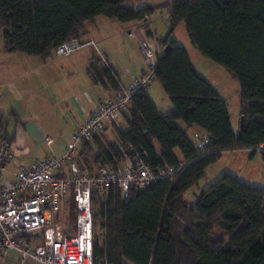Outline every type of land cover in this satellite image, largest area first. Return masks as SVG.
<instances>
[{
	"label": "trees",
	"instance_id": "trees-1",
	"mask_svg": "<svg viewBox=\"0 0 264 264\" xmlns=\"http://www.w3.org/2000/svg\"><path fill=\"white\" fill-rule=\"evenodd\" d=\"M128 1L0 0L4 50L44 60L63 43L80 41L86 24L98 17L142 22L153 38L151 16L169 10L171 31L157 40L162 51L153 82L163 87L173 109L159 110L149 88L140 90L133 96L128 129H116L117 143L106 148L96 139L94 147H82L80 157L89 168L113 166L132 147L145 152L155 173L176 169V181L161 179L127 198L114 189L97 195L94 264H264V189L224 173L193 204L185 199L222 152L254 155L264 147V0H170L139 10L125 7ZM181 24L191 45L239 82L244 118L239 133L227 100L173 38ZM88 74L94 84L115 92L122 86L97 56ZM179 122L204 130L212 154L202 157ZM7 123L0 115V138L11 142Z\"/></svg>",
	"mask_w": 264,
	"mask_h": 264
},
{
	"label": "built area",
	"instance_id": "built-area-1",
	"mask_svg": "<svg viewBox=\"0 0 264 264\" xmlns=\"http://www.w3.org/2000/svg\"><path fill=\"white\" fill-rule=\"evenodd\" d=\"M90 45L94 43L70 40L56 54L69 57ZM139 47L147 71L101 102L62 156L46 157L32 165L15 163L11 143L0 138V257L6 258L14 250L22 262L32 258L38 264H94L97 195L114 189L127 198L132 190H143L161 179L176 181V169L155 173L145 152L132 147L113 166L89 168L80 157L85 144L127 122L133 96L151 86L161 51L149 38ZM45 140L52 143L50 137ZM210 142L207 134L197 138L195 146L202 157L212 154L207 151ZM257 150L264 152V147ZM12 164L13 179H9L5 173Z\"/></svg>",
	"mask_w": 264,
	"mask_h": 264
},
{
	"label": "crops",
	"instance_id": "crops-1",
	"mask_svg": "<svg viewBox=\"0 0 264 264\" xmlns=\"http://www.w3.org/2000/svg\"><path fill=\"white\" fill-rule=\"evenodd\" d=\"M150 29L154 34L153 38L148 37L142 22L120 23L106 17H98L86 24L80 39L83 43H94L93 46H86L69 57L53 56L46 60L20 53H8L4 50L2 41L0 115L8 120L5 135L11 139L10 147L15 163L32 165L46 157L62 156L73 135L92 112L101 102L113 98L116 93L107 85L93 83L88 74L92 58L97 56L102 63L112 68L122 86L130 85L147 71L140 54V42L146 38L157 42L158 39L168 36L159 37L152 25ZM152 85L147 93L153 99L156 96V89ZM218 92L227 100L223 91ZM161 95L164 102L165 94ZM227 102L229 103V100ZM164 104L165 109L157 106L158 109L172 110L167 100ZM52 106L66 115L71 124L60 133L65 143L58 149L54 146V137L51 135H54V131L62 123L54 120L55 116L50 109ZM181 123L179 122V126L186 129L189 137V133H194L196 139L206 134L199 127L186 128ZM49 124L56 129L50 130ZM45 137H50L52 143L48 144ZM241 153L252 154L247 150L225 151L221 153L223 155L221 158ZM177 155L179 156L178 153ZM14 167L15 164L9 165L6 170L5 174L9 179H13ZM0 264L38 263L32 258L22 262L20 254L12 250L6 258L0 257Z\"/></svg>",
	"mask_w": 264,
	"mask_h": 264
},
{
	"label": "rangeland",
	"instance_id": "rangeland-1",
	"mask_svg": "<svg viewBox=\"0 0 264 264\" xmlns=\"http://www.w3.org/2000/svg\"><path fill=\"white\" fill-rule=\"evenodd\" d=\"M168 1L170 0H129L125 4V7L129 9L139 10L148 5H159ZM149 22L150 26L152 25V28L157 32L159 37H166L167 35H169L171 31L169 10L164 9L157 11L151 16ZM173 38L178 40V43L181 46H184L189 51L194 65L215 87V89L218 91H223L226 99L229 100V112L231 115L233 130L235 133H239L241 127V90L237 79H235L234 76L231 75L225 68L205 58L197 49H195L191 45L186 26L184 24H181L177 28V30L173 34ZM153 42L157 46V48L162 51V48L158 45V43L155 40ZM1 45L2 39H0V46ZM54 57L60 58L59 56H57V54ZM152 84L151 85L156 89V96H154L153 100L155 101L157 106L160 109H162L163 107L165 109L164 102L165 100H167L168 104H170L173 109L171 100L167 97L163 87L157 82H153ZM158 90L160 95L157 94ZM161 94H165L164 98L166 99H164V102L162 100ZM167 98L169 99V101ZM50 109L51 111H53L52 115L55 116L54 120L58 123H62L61 125H59L60 127L58 129L51 127V125L49 124L50 130L56 129L54 132L57 134V136L54 133V135H51V137H54V146L58 149L60 145H63L65 143L64 137H62L60 133L62 131L64 132V130H66V128L71 124L70 119L61 111L54 109L53 106ZM66 122L68 123V125H66ZM181 125L183 124L181 123ZM119 128L121 130H127L128 126L126 122H123L119 126L111 127L106 131V133H104V136L99 139V142L106 148L113 144H116V129ZM189 135L194 142L195 140H197L194 133H189ZM95 143L96 142H93L91 145L94 147ZM57 152L59 153V151ZM177 153L180 156V153ZM222 156L223 155L221 154V157ZM221 157L217 163L208 168L206 176L200 181L197 187L191 189L185 195V199L188 201V203L193 204L196 201L197 196L202 191L208 189L211 185H213L217 181V179L224 173H231L233 175H236L245 183L264 189V156L261 154V152H257L254 155L247 153L231 154L223 157V159ZM73 220L74 218L71 217V221Z\"/></svg>",
	"mask_w": 264,
	"mask_h": 264
},
{
	"label": "water",
	"instance_id": "water-1",
	"mask_svg": "<svg viewBox=\"0 0 264 264\" xmlns=\"http://www.w3.org/2000/svg\"><path fill=\"white\" fill-rule=\"evenodd\" d=\"M170 48H171V46H167L166 51H169ZM243 125H244V118L241 117V127H243Z\"/></svg>",
	"mask_w": 264,
	"mask_h": 264
}]
</instances>
